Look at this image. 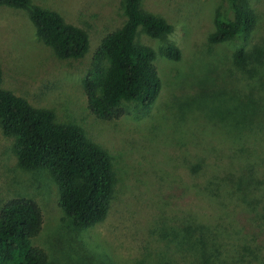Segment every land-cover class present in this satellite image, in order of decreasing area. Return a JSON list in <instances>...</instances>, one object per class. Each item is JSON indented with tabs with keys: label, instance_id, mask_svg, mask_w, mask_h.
I'll list each match as a JSON object with an SVG mask.
<instances>
[{
	"label": "rangeland",
	"instance_id": "obj_1",
	"mask_svg": "<svg viewBox=\"0 0 264 264\" xmlns=\"http://www.w3.org/2000/svg\"><path fill=\"white\" fill-rule=\"evenodd\" d=\"M30 4L86 31L89 50L78 59H61L37 37L27 11L0 6L1 88L34 108L52 111L58 124L80 127L109 153L116 177L105 220L73 228L58 205L52 174L20 167L15 138L5 136L0 124V207L19 197L39 205L43 225L33 245L45 251L49 264H197L202 252L199 237L205 230L230 240L247 239L252 248L260 247L257 264H264V208L256 217L226 213L200 194V178L189 171L201 160L200 153L216 149L214 154L227 156L236 137L257 162L264 163V127L256 128L264 124L259 112L264 108V87L259 92L260 82L249 80L233 64L240 47L264 51V0H242L240 4L255 14V25L217 45L208 37L217 15L233 18L231 0H141L140 9L163 18L173 32L155 40L141 31L137 43L155 51L171 43L181 58L173 62L158 56L157 99L147 108L122 103L123 116L112 121L89 111L83 82L94 76L93 57L101 39L125 21L123 0H30ZM260 77L264 86V73ZM255 88L258 92L252 98L247 91ZM249 99L257 108L253 113L259 112L254 117ZM198 143L204 145L194 150Z\"/></svg>",
	"mask_w": 264,
	"mask_h": 264
},
{
	"label": "trees",
	"instance_id": "obj_2",
	"mask_svg": "<svg viewBox=\"0 0 264 264\" xmlns=\"http://www.w3.org/2000/svg\"><path fill=\"white\" fill-rule=\"evenodd\" d=\"M140 1L123 0L125 21L101 39L93 57L94 76L90 74L83 82L88 109L98 119H119L124 114L120 106L125 102L149 107L161 88L157 57L173 62L181 58L180 50L171 43L159 46L157 51L137 43L141 31L155 40L166 39L173 32L172 25L163 18L142 11ZM241 1L231 0L232 19L215 17V30L208 37L210 44L232 41L253 28L255 14ZM0 6L27 11L37 37L59 58L78 59L88 52L87 32L65 23L57 13L32 7L30 0H0ZM251 63L256 65L248 68ZM233 64L246 78L260 82L258 91H263V50L249 52L240 47L233 55ZM1 82L0 70V124L5 136L15 138L18 165L24 169H47L52 174L59 191L58 205L73 228H89L105 220L116 183L109 153L90 141L80 127L56 123L52 111L32 107L2 89ZM258 91L247 93L253 98ZM248 104L253 117L259 112L264 115V108L260 107L259 112L253 113L257 108L252 99ZM256 125L257 129L264 127L262 123ZM203 145L198 143L194 150ZM214 153H200L201 160L189 170L200 178V194L226 213L260 215L264 208V163L257 162L237 137L230 143L227 156ZM186 161L193 162L187 155ZM42 225L41 209L33 199L19 197L5 202L0 207V264H49L45 251L33 245ZM199 241L202 252L197 264H223L222 260L257 264L262 255L257 251L260 247L252 248L245 238L235 241L205 230Z\"/></svg>",
	"mask_w": 264,
	"mask_h": 264
}]
</instances>
